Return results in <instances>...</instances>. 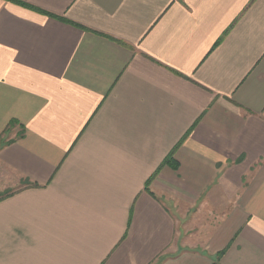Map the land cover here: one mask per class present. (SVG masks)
Masks as SVG:
<instances>
[{"label":"crops","instance_id":"obj_1","mask_svg":"<svg viewBox=\"0 0 264 264\" xmlns=\"http://www.w3.org/2000/svg\"><path fill=\"white\" fill-rule=\"evenodd\" d=\"M2 137L0 264H264V0H0Z\"/></svg>","mask_w":264,"mask_h":264},{"label":"trees","instance_id":"obj_2","mask_svg":"<svg viewBox=\"0 0 264 264\" xmlns=\"http://www.w3.org/2000/svg\"><path fill=\"white\" fill-rule=\"evenodd\" d=\"M14 124H16V122H14V121H12V122H10V124H9V126L8 127H11L12 125H14ZM7 131V130H6ZM22 135H20V137H21ZM4 144H6V143H4L3 142V140L0 138V146H3ZM167 164H169V165H171V166H175V162L173 161V159H172V157H170L169 155L165 158V160H164ZM9 195H11L10 194V192H8L7 194H5L4 196H2L1 198H5V197H8Z\"/></svg>","mask_w":264,"mask_h":264},{"label":"rangeland","instance_id":"obj_3","mask_svg":"<svg viewBox=\"0 0 264 264\" xmlns=\"http://www.w3.org/2000/svg\"><path fill=\"white\" fill-rule=\"evenodd\" d=\"M20 137V136H19ZM3 140V142L5 143L3 137L1 138ZM8 192H10V194H12L13 192H11V190H8V191H1L0 192V197L4 196L5 194H7Z\"/></svg>","mask_w":264,"mask_h":264}]
</instances>
